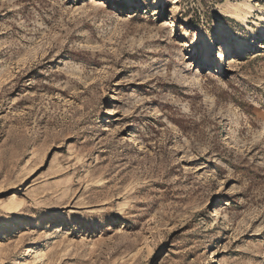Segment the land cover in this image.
<instances>
[{
  "label": "rangeland",
  "instance_id": "374dc122",
  "mask_svg": "<svg viewBox=\"0 0 264 264\" xmlns=\"http://www.w3.org/2000/svg\"><path fill=\"white\" fill-rule=\"evenodd\" d=\"M241 1L0 0V264H264V0L248 27Z\"/></svg>",
  "mask_w": 264,
  "mask_h": 264
},
{
  "label": "bare ground",
  "instance_id": "6f19581e",
  "mask_svg": "<svg viewBox=\"0 0 264 264\" xmlns=\"http://www.w3.org/2000/svg\"><path fill=\"white\" fill-rule=\"evenodd\" d=\"M173 1L175 3L176 0H173ZM243 8H246V10ZM254 9H257V8L254 5H252L250 2H248L247 0H243V1L239 2V4L236 5V7L234 9H228V10H226V12L228 14H230V16L233 19L241 22L244 26L248 27V24H247L248 15H252V10H254ZM260 9L263 10V12H264V7L260 8ZM257 20L264 21V15H258ZM255 25L257 27V30L264 28L261 26V23H259V22H255ZM249 30H250L252 35H255L256 29L249 28ZM219 40H220L219 41V43H220L219 48L225 47V50L227 51V53H225V54L245 53L246 51L252 49V46L254 43L252 40L241 39L238 36H236L234 33H230L228 35H223L219 38ZM216 48H217L216 45H213L212 47H210L208 49V53H210V54L217 53ZM230 56H232V55H230ZM233 60H235L234 57H233V59H230V62L228 65H226V66L221 65L219 67V71L224 72V70L230 69ZM111 114L114 115L115 113L113 111H111Z\"/></svg>",
  "mask_w": 264,
  "mask_h": 264
}]
</instances>
